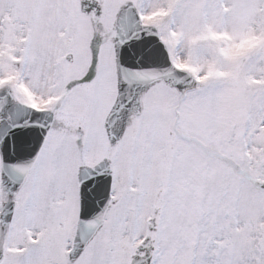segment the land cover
Here are the masks:
<instances>
[{"label":"snow or ice","instance_id":"snow-or-ice-1","mask_svg":"<svg viewBox=\"0 0 264 264\" xmlns=\"http://www.w3.org/2000/svg\"><path fill=\"white\" fill-rule=\"evenodd\" d=\"M0 264H264V0H0Z\"/></svg>","mask_w":264,"mask_h":264}]
</instances>
